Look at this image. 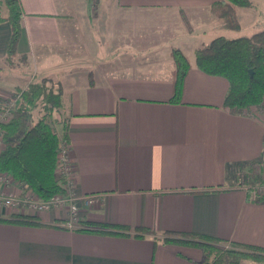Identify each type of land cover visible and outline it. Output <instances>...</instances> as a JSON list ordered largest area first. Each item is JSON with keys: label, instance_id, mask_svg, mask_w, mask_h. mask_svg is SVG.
Here are the masks:
<instances>
[{"label": "crops", "instance_id": "obj_1", "mask_svg": "<svg viewBox=\"0 0 264 264\" xmlns=\"http://www.w3.org/2000/svg\"><path fill=\"white\" fill-rule=\"evenodd\" d=\"M215 1L19 0L17 54L32 52L41 78L56 81L73 190L97 196L80 207L78 225L129 229L77 230L59 223V209L0 205V264H202L199 248L163 243L164 231L264 247V198L244 190L264 163V111L223 107L228 81L197 68L194 54L216 36H244L236 34L240 15L250 29L259 24L249 20L260 16L264 28V0L237 8L238 30L219 24L210 10ZM9 33L0 21V77ZM174 48L190 65L178 102L170 100ZM59 65L73 67L71 74L54 76ZM27 84L0 81V99ZM56 127L61 134V123ZM249 166L255 168L239 176L236 168ZM19 190L12 177L0 180V193ZM16 212L57 227L4 221Z\"/></svg>", "mask_w": 264, "mask_h": 264}, {"label": "trees", "instance_id": "obj_2", "mask_svg": "<svg viewBox=\"0 0 264 264\" xmlns=\"http://www.w3.org/2000/svg\"><path fill=\"white\" fill-rule=\"evenodd\" d=\"M252 5L251 0H217L211 4L210 10L222 27L238 30L237 8ZM2 7L5 12L0 15V21L6 20L10 27L4 61L7 66H12L15 58L25 60L27 55H18L16 49L21 34L22 11L19 0H1ZM194 54L197 68L210 75L222 76L228 81L223 107L242 113L250 112L253 107L258 110L264 108V29L235 38L216 36L207 45L197 48ZM171 55L173 90L170 100L178 102L183 78L190 65L187 56L179 49H172ZM45 82L44 79L34 80L23 89L16 88L11 98L20 100L18 107L0 125V175L12 177L22 191L29 190L42 200L64 192L63 178L56 171L57 155L61 145L68 144L66 120L61 118L60 121H53L51 117L53 112H58L60 91L49 89ZM39 100L42 101L44 112L37 119H32L31 115L22 118L23 113H30L29 108L34 107ZM60 123L62 132L58 135L55 127ZM4 221L57 227L42 223L35 215L20 212ZM80 224L84 226L77 230L89 232L127 235L129 229L118 225L113 229L101 230L96 227L103 228L104 224L89 221H81ZM87 224L94 227L88 228L85 226ZM133 231L149 232V229L135 227ZM135 235L138 236V233ZM160 239L163 243L199 248L202 264H243L246 261L264 264V247L257 245L227 242L195 232L164 231Z\"/></svg>", "mask_w": 264, "mask_h": 264}, {"label": "built area", "instance_id": "obj_3", "mask_svg": "<svg viewBox=\"0 0 264 264\" xmlns=\"http://www.w3.org/2000/svg\"><path fill=\"white\" fill-rule=\"evenodd\" d=\"M0 125L4 123L5 117L8 116L10 112L8 110H2ZM4 117V118H3ZM3 118V119H2ZM2 131L0 129V146L2 144ZM67 150L68 144H62L60 151L57 155V172L63 178V188L64 192L56 194L49 199L42 200L38 198L29 190L22 191L20 188L17 195L14 194H2L0 193V205L11 207L17 206L16 208H27V210L20 209L23 211H28L32 213L50 211L52 209H59L62 211V218L59 221L65 227H79L78 223V214L80 207L89 206L95 202L96 195H83L76 196L73 186H72V166L71 163L67 160ZM3 176V175H0ZM5 176V175H4ZM8 176L0 179L7 180ZM245 192L253 200H257L264 195V189L262 187L256 186L252 189H244ZM36 197V198H35ZM264 197V196H263ZM62 222V223H61Z\"/></svg>", "mask_w": 264, "mask_h": 264}, {"label": "rangeland", "instance_id": "obj_4", "mask_svg": "<svg viewBox=\"0 0 264 264\" xmlns=\"http://www.w3.org/2000/svg\"><path fill=\"white\" fill-rule=\"evenodd\" d=\"M95 1L96 0H94V2ZM240 17H241V20L243 21V28L240 30V32L238 31L236 34H242L244 36L245 35L247 36V35L252 34V32H255V31L260 30V29H264L263 27H261L262 19H260V16L249 20V21H253V20L258 21L257 24H259L258 25L259 27H254V29L248 28V27H251V26L248 24V22H245V17L244 16L240 15ZM249 29L251 31H248ZM75 52L76 51L73 50L72 53H75ZM13 64H12L13 67L12 66H7L8 64L4 61L3 65L5 66L6 70H5V74H3L0 77V81L6 80V78L10 79V77H12V78H15V82L18 83V86H20V87L22 86L23 87V85L27 82V80H28V83H29V82L34 81V80L43 79V77L41 78V76H42L41 68L37 67V63H35L33 61L32 52L27 53L25 60H20L19 58L18 59L15 58ZM72 69H73V67L71 69H69L67 67H64L63 65H59V67H52L51 68V72H52V74L54 76H58V75L64 76V75L71 74ZM47 76H49V75H47ZM44 80L46 81L45 85H47V87L49 89L56 90V88H57L56 81H54L53 79H47V78L44 79ZM14 92H15V90L12 89V90L8 91L9 94H7V96L1 97V99H0V105H1L0 106V118H1V114L3 113L2 110L5 109V110H8V112H10L8 114V116L5 117V120H4L5 122L14 114V111L17 109L18 104L20 102V100L16 99L15 97L11 98V95ZM29 109H30L29 112L31 114L28 113V112H26V113L24 112L23 115H22V118H24V117L26 118V115H31L32 119H37L44 112V110L42 109V101H40V100L37 102V104L34 107L29 108ZM254 109L257 110L254 107L251 108L252 111H255ZM263 111H264V108L260 112L263 113ZM51 117H52L53 121H55V120L56 121H60L62 116H60V115L57 116L56 112H53L51 114ZM29 124H31V119H30ZM55 128H56L57 134L59 135L60 132L58 131L57 127H55ZM260 167H261V169L258 171L259 174L261 173L260 174V178L258 180H256V181L248 182L249 184L244 186L246 189H252V188H254L256 186H259V185L262 187V190L264 189V174H263V172H264V163H262L260 165ZM253 168H255V167L249 166L248 169H245V170H244V167L239 168V169L237 167L236 169H237V172L239 173V176L242 177V175L246 174V171H251ZM2 178H4V176H0V179H2ZM1 181L3 182L4 180H1ZM239 182H241V181L239 180ZM238 184H240V183H238ZM263 196H261V197H263ZM16 207L17 206H14V207L11 206V207H7V208H9L11 210H15V209L27 210V208H25V207L24 208H16ZM243 264H254V263L250 262V261H246Z\"/></svg>", "mask_w": 264, "mask_h": 264}]
</instances>
